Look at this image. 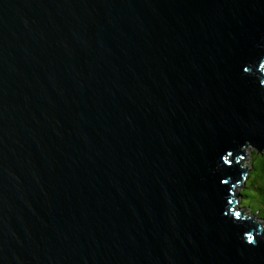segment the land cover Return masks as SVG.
<instances>
[{
    "label": "water",
    "instance_id": "water-1",
    "mask_svg": "<svg viewBox=\"0 0 264 264\" xmlns=\"http://www.w3.org/2000/svg\"><path fill=\"white\" fill-rule=\"evenodd\" d=\"M249 149L264 0H0V264H264Z\"/></svg>",
    "mask_w": 264,
    "mask_h": 264
},
{
    "label": "trees",
    "instance_id": "trees-1",
    "mask_svg": "<svg viewBox=\"0 0 264 264\" xmlns=\"http://www.w3.org/2000/svg\"><path fill=\"white\" fill-rule=\"evenodd\" d=\"M247 154L250 156L249 165L244 166L248 168L249 173L245 186L240 191L242 197L240 207L243 208L246 216L254 217L257 215L256 221L264 224V152L260 153L256 149H249ZM252 192L255 194L253 195ZM246 198L250 199L251 204H254L256 209L243 203ZM248 207L251 212L248 211Z\"/></svg>",
    "mask_w": 264,
    "mask_h": 264
},
{
    "label": "rangeland",
    "instance_id": "rangeland-1",
    "mask_svg": "<svg viewBox=\"0 0 264 264\" xmlns=\"http://www.w3.org/2000/svg\"><path fill=\"white\" fill-rule=\"evenodd\" d=\"M244 163H245L246 166L249 165V161H244ZM237 191L240 192L241 190L238 189ZM252 194L254 195L255 193L252 192ZM240 203H241V202H238V203H237L238 207H240V205H241ZM243 203L248 204L249 206L251 205L253 208L256 209V206H255L254 204H251V201H250L249 198H246L245 201H244ZM253 208H252V209H253ZM248 211L251 212V210L249 209V207H248ZM249 212H248V213H249Z\"/></svg>",
    "mask_w": 264,
    "mask_h": 264
},
{
    "label": "snow or ice",
    "instance_id": "snow-or-ice-1",
    "mask_svg": "<svg viewBox=\"0 0 264 264\" xmlns=\"http://www.w3.org/2000/svg\"><path fill=\"white\" fill-rule=\"evenodd\" d=\"M249 239L251 240V237Z\"/></svg>",
    "mask_w": 264,
    "mask_h": 264
}]
</instances>
